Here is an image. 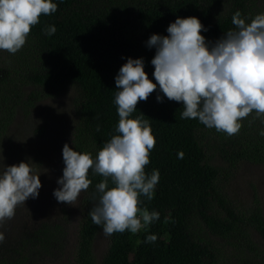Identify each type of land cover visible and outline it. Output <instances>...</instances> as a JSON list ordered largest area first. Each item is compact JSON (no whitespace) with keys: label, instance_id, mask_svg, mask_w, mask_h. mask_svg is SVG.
I'll return each instance as SVG.
<instances>
[{"label":"trees","instance_id":"16d2710c","mask_svg":"<svg viewBox=\"0 0 264 264\" xmlns=\"http://www.w3.org/2000/svg\"><path fill=\"white\" fill-rule=\"evenodd\" d=\"M53 2L57 11L41 15L21 50L0 53V131L18 112L27 116L39 101L72 90L69 147L91 153L93 159L117 134L115 77L127 58H143L145 72L156 83L151 64L155 48L147 47L152 34L166 36L167 27L178 17H196L207 29L201 35L214 43L234 28L236 11L246 22L264 13V0ZM49 26L56 28L51 36L45 31ZM157 95L162 102H157ZM136 107L130 118L142 113L156 140L145 172L158 169L160 173L153 199L141 196V207L158 212L159 220L135 234L126 230L107 236L98 260L93 242L102 227L92 223L89 212L99 202L96 185L104 178L90 169L92 183L82 191L81 216L68 264H264L261 200L253 193L250 205H240L219 184L242 161L264 165V136L260 135L264 117L257 118L253 112L241 121L238 134L228 136L196 119H181L182 103L168 100L158 85ZM179 152L184 153L183 159L178 158ZM213 155L229 165L223 168L214 163ZM37 160L41 161L38 165L45 163ZM113 186L109 179L108 187ZM46 218L44 225L31 224L23 232L13 227L16 242L11 252L5 250L8 254L0 257V264H33L35 254L65 245V223H50ZM152 234L157 240L145 242Z\"/></svg>","mask_w":264,"mask_h":264},{"label":"clouds","instance_id":"9594fccd","mask_svg":"<svg viewBox=\"0 0 264 264\" xmlns=\"http://www.w3.org/2000/svg\"><path fill=\"white\" fill-rule=\"evenodd\" d=\"M57 8L53 0H0V50L17 53L41 15L55 13ZM232 24L234 28L214 43L201 35L207 29L196 17H178L167 27L166 36L152 34L147 47L155 48L151 64L156 83L145 72L143 58H127L115 77L117 134L95 159L91 153H80L64 144L65 167L57 180L60 187L53 191L57 202L74 206L92 183L88 178L91 169L104 179L96 185L101 195L89 215L105 236L126 230L135 234L159 220V213L141 207L140 199L152 200L159 183L158 169L145 172L156 140L142 113L130 118L137 104L147 101L157 85L168 100L182 103L181 119H196L228 136L238 134L241 121L253 112L257 118L264 117V13L246 22L238 10ZM45 31L51 36L56 28L49 26ZM156 100L162 102V97L157 95ZM260 135L264 136V130ZM183 156V152L178 153L179 159ZM39 176L30 158L18 165L4 164L0 170V225L14 217L18 205L38 198L42 187ZM109 179L114 185L111 188ZM4 240L5 234L0 232V242ZM156 240L152 234L145 242Z\"/></svg>","mask_w":264,"mask_h":264},{"label":"rangeland","instance_id":"374dc122","mask_svg":"<svg viewBox=\"0 0 264 264\" xmlns=\"http://www.w3.org/2000/svg\"><path fill=\"white\" fill-rule=\"evenodd\" d=\"M2 51L7 52L0 50V53ZM72 96L73 92L69 90L58 97L39 101L30 109L27 116L18 112L6 130L0 131V170L4 164L18 165L30 158L35 174L40 175L42 184L38 198H29L25 204L18 205L14 217L0 225V232L5 234V240L0 242V257L8 254L5 251L7 249L11 252L9 248L16 242L13 227L23 232L25 226L30 228L31 224L38 223L44 225L48 216L50 223H65L68 240L62 247L56 245L35 254L33 264H68L71 260L70 250L75 240V228L81 216L83 195L81 192L78 201L72 206L57 202L53 191L60 187L57 180L63 175L62 169L65 167L62 149L65 143L69 145L73 119ZM38 157L45 163L38 165L41 162L37 160ZM211 161L223 168L229 165V162L222 160L218 155H213ZM230 171L231 175L227 172L219 183L226 194L238 204L246 206L251 204L253 193H256L264 211V165L242 161L238 163L237 169L231 168ZM107 240L102 228L99 229L93 242V252L98 260L106 249ZM12 259H15V256L11 257Z\"/></svg>","mask_w":264,"mask_h":264}]
</instances>
